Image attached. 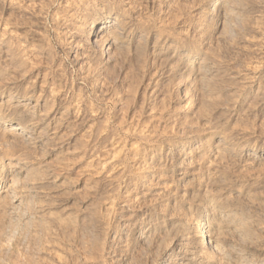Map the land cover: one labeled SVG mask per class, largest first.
<instances>
[{
	"label": "rangeland",
	"instance_id": "1",
	"mask_svg": "<svg viewBox=\"0 0 264 264\" xmlns=\"http://www.w3.org/2000/svg\"><path fill=\"white\" fill-rule=\"evenodd\" d=\"M0 264H264V0H0Z\"/></svg>",
	"mask_w": 264,
	"mask_h": 264
},
{
	"label": "bare ground",
	"instance_id": "2",
	"mask_svg": "<svg viewBox=\"0 0 264 264\" xmlns=\"http://www.w3.org/2000/svg\"><path fill=\"white\" fill-rule=\"evenodd\" d=\"M220 1V0H219ZM223 1V0H222ZM217 4H221V2H216ZM226 3V2H225ZM223 4V3H222ZM226 5V4H225ZM223 6V5H222ZM223 14V13H222ZM225 14V13H224ZM226 15V14H225ZM222 21V20H221ZM106 24V23H104ZM94 28V27H93ZM112 28L111 25H101L100 29L96 30V31H93V32H89V36L90 37H93L95 39V43L98 42L99 40V37L104 35L105 33H107L108 31H110ZM112 34V33H111ZM109 35V33H108ZM113 39V38H112ZM116 41V40H115ZM94 42V41H93ZM114 44V41L112 42ZM116 43V42H115ZM115 45V44H114ZM109 46V45H108ZM8 126V125H7ZM6 130L11 133V134H18L20 133V131L22 130L21 127L19 126H16V125H11L9 127L6 128ZM24 133V132H23ZM19 207V206H18ZM18 211V210H17ZM215 211V210H214ZM202 219V218H201ZM206 220V219H205ZM197 223V222H196ZM211 225V224H210ZM209 225L206 224V222H203V221H199L198 224H197V237H198V240L200 241L201 244H204V245H208V246H213V237H212V234H211V228L207 227ZM196 237V238H197ZM199 243V244H200ZM210 248V247H209Z\"/></svg>",
	"mask_w": 264,
	"mask_h": 264
}]
</instances>
